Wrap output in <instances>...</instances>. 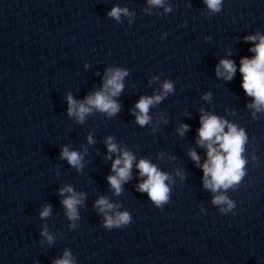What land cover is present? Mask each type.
<instances>
[{
  "label": "clouds",
  "instance_id": "9594fccd",
  "mask_svg": "<svg viewBox=\"0 0 264 264\" xmlns=\"http://www.w3.org/2000/svg\"><path fill=\"white\" fill-rule=\"evenodd\" d=\"M151 4L161 5L162 0H149ZM207 7L212 11H219L221 6V0H205ZM169 9H166L168 11ZM127 14V9H121L118 7L112 8L108 13L109 16L119 19L121 13ZM259 43L254 48L250 49L256 55L252 59L243 58L241 60L240 71L243 75L242 87L246 94L254 97L253 104L249 107H254L259 111L261 107H264V36H248L245 40L256 41ZM223 71H222V70ZM235 65L231 60H221L217 66V75L223 76L226 80H231L235 73ZM127 75V72L122 69L109 70L105 77V82L102 90L95 92L85 98L82 103H78L69 94L67 97L68 102V115L75 116L79 122H83L85 114L92 111L93 108L98 109L101 112H106L108 115H115L119 110V104L112 99V97L118 96L122 89L123 77ZM164 93L172 91V84L164 82L163 84ZM163 97L161 95H154L152 97L142 96L136 103L135 108L138 112H134L136 116V122L143 126L149 122L150 117L148 116L149 107L155 103H158ZM201 127L198 129L199 141L198 143L202 146H207L208 160L204 163V187L211 189L216 192L218 189H227L234 184L239 183L241 178L244 176V165L245 160L242 158L243 145L246 141L244 131L237 130L235 125L228 124L227 121H223L215 115L204 114L200 117ZM225 125L228 127V131L225 132ZM188 125H183L181 129V135L184 131H187ZM89 143H92L91 137L88 138ZM219 145V150L213 147V144ZM108 151L116 152L117 145L111 142L109 137ZM193 160L199 162V157L195 151L190 153ZM61 157L67 159L70 165L80 168L81 156L76 151H69L67 147H64L61 152ZM110 158V157H109ZM134 157L131 153L124 151L120 158H117L112 163V170L116 175L108 177V182L117 194L121 191L122 182H127L130 178V170L132 168V162ZM122 165V166H121ZM140 175L146 176L142 183L139 184L138 190L140 192H147L149 198L155 202L158 206L168 200L169 188L165 184V181L169 178L166 173L159 171L149 161L141 159L137 164ZM65 192L70 193L63 201L67 215L69 219L77 218L76 205L81 203L77 198V194L73 192L71 187L61 189V195ZM214 204L227 203L228 208H232L233 204L223 195H217L213 198ZM96 206L100 211L105 209H112L113 205L110 204L106 198H100L96 201ZM51 206H45L43 211L40 213L42 218L49 216ZM222 211H224L222 209ZM130 216L127 212L119 213L113 219L111 216H105V227L119 226L121 224H128ZM42 235H47L46 231ZM49 242L52 237L47 236ZM53 264H72L69 259V253L65 252L64 258L53 262Z\"/></svg>",
  "mask_w": 264,
  "mask_h": 264
}]
</instances>
